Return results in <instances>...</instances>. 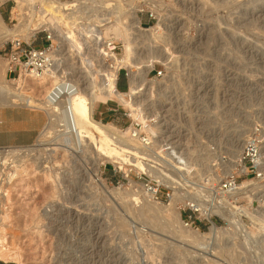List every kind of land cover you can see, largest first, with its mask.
Returning a JSON list of instances; mask_svg holds the SVG:
<instances>
[{
  "label": "rangeland",
  "instance_id": "1",
  "mask_svg": "<svg viewBox=\"0 0 264 264\" xmlns=\"http://www.w3.org/2000/svg\"><path fill=\"white\" fill-rule=\"evenodd\" d=\"M81 1L80 12L84 13L79 12L78 21L67 18L64 23L55 22L51 14L50 19L59 30L53 32L54 39L57 38L53 54L57 62L55 70L72 80L79 79L76 84L86 93L90 87L95 89L92 110L96 109L92 118L101 120L106 127L109 125L110 130L125 134L132 115L138 118L146 113L149 117L144 118L156 119L153 128L160 136L156 151L164 155L168 164L167 171L163 170L162 160L156 157L161 165L153 173L165 183L184 174L197 178L196 185L205 177L211 178L218 187L222 179L220 169L207 156L221 147L230 149L229 138L238 137L245 130L249 136L252 129L259 130L264 163V0H133L132 6L124 0ZM3 2L0 20L8 29L15 30L8 19L12 2ZM108 40L117 46L113 60L106 56L103 41ZM6 41L0 42V66H9ZM105 56L111 59L108 63ZM115 61H119V72L117 75V69L113 88L107 90L109 77L112 78L108 71L111 67L107 65ZM158 70L161 75H157ZM7 78L14 92H28L35 98L44 94V86L31 76ZM131 82L137 83L139 89V97L135 99L144 100L136 112L131 111L129 101ZM103 83L104 96L97 88V85L102 88ZM115 91L126 92L123 106L108 99L115 97L116 94L111 96ZM13 108L21 114L37 113L45 119L41 110L22 103L0 105V112ZM38 136L39 144L48 139ZM237 147L232 149L239 153L241 148ZM60 154L63 201L69 204L66 207L63 202V215L68 221L57 225V235L53 233L54 225L52 235H31V238L29 235V239L14 235L19 239L12 241L13 246L8 249L21 254V264H264V164L262 170L258 169L261 173L258 177L244 174L243 169L236 172V185L248 183L252 190L230 202L224 199L228 192L223 193V198L221 192L216 202H208L209 195L200 193L197 186L191 194L176 189L174 199L169 201L161 188L157 198H153L158 203L156 207L173 200L177 222L170 211L160 210L161 215H153L143 203L151 198L140 184L128 183L121 172L113 170V164L120 166L119 163L111 159L103 164L93 163L88 151L79 158L72 150ZM127 155V162L132 158L138 162L136 158L141 154ZM206 163L210 170L205 168ZM117 190L137 192L141 201H132L124 194L120 197L115 193ZM186 196L210 207L222 204L228 216L221 211L208 217L200 207L199 211L180 208L189 202ZM12 226L14 234L28 228L22 224ZM211 227L216 230L213 241L202 235L208 234ZM0 263L18 264L11 260Z\"/></svg>",
  "mask_w": 264,
  "mask_h": 264
},
{
  "label": "built area",
  "instance_id": "2",
  "mask_svg": "<svg viewBox=\"0 0 264 264\" xmlns=\"http://www.w3.org/2000/svg\"><path fill=\"white\" fill-rule=\"evenodd\" d=\"M8 0H5V2ZM50 0H11L12 6L9 10V23L11 27L19 26L17 35L8 39L5 44L8 49L7 77H40L54 67V51L57 46L53 41V30L51 24V13L48 9ZM3 2V3H5ZM2 3V4H3ZM1 4V5H2ZM41 35V36H39ZM108 38H104L106 40ZM105 43L106 51L115 53L116 44L112 40ZM108 63L111 59L105 57ZM119 69L117 71L118 75ZM161 75V70L157 71ZM116 78V87H118ZM155 118H149L145 124L139 120L130 119L128 136L136 139L149 148L153 141L160 140L158 133L151 128L156 124ZM258 129L246 140L241 153L240 162L244 167V174L260 176L261 138ZM156 133V134H155ZM38 140L25 145H0V227L4 238V245L13 246L14 235H52L51 225H54V235H57V225L65 222L63 215V168L61 152H57L54 159L48 157V152L38 146ZM149 159H143L150 169L160 166L156 162L155 154L150 151ZM130 158L129 155H127ZM123 168L114 166L113 170L121 172L122 177L129 183V180L143 184L146 190L157 198L161 188L166 191L169 198L174 189H182L190 192L197 186L193 177L177 176L176 180H169L164 185L159 178L154 177L151 172H144L131 163H123ZM235 174L229 176L227 181L221 183L224 190L236 185ZM205 179V180H204ZM206 178L200 181L198 189L206 194L215 190L213 184L206 183ZM194 209L192 206H186ZM199 211V210H196ZM68 221V220H67ZM28 225L19 234H14L12 225ZM59 232V231H58ZM28 235V236H25ZM21 239V237H20ZM7 242V243H6ZM5 262V261H3ZM6 264V263H3Z\"/></svg>",
  "mask_w": 264,
  "mask_h": 264
},
{
  "label": "bare ground",
  "instance_id": "3",
  "mask_svg": "<svg viewBox=\"0 0 264 264\" xmlns=\"http://www.w3.org/2000/svg\"><path fill=\"white\" fill-rule=\"evenodd\" d=\"M2 1L3 0H0V3ZM124 2H126V5H129V6L131 5L132 6V3L134 1L133 0H124ZM82 3L83 2L81 0H70V1L50 0L48 9H49L50 13L52 14L53 19L55 20V22L63 21V23H64V21L67 18L68 19L71 18L73 20L75 19L76 21H78L76 18H78L77 15L79 16L80 7H81ZM92 8H95V7L93 6ZM119 8L120 7H118V9ZM82 11H84V9ZM80 13L82 15V13H84V12H80ZM104 14H105V12H104ZM131 15H132V17H134V10H132ZM81 20H79V21H81ZM136 21H135V23H137ZM70 23H68V24H70ZM51 24H52L51 27H52L53 32H57L58 33L59 30H58L57 26L54 24L53 20H52ZM117 24H119V23H117ZM18 27L19 26H14L15 30H12L13 28L10 30L6 26H4L3 23L0 20V42H4V41H6L7 38L10 39V38L14 37L15 35H17L18 30H19ZM77 27H78V25H77ZM81 29L85 30L82 27H81ZM75 32H74L73 35L76 34ZM151 33H152V31H151ZM54 37H55V35L53 33V41L56 43L55 40L57 38L54 39ZM104 42H106V41H103V43ZM0 44H2V43H0ZM92 45L93 44H90V46H92ZM58 49H59V47H58ZM102 49H104V48H102ZM160 51H162V50H160ZM106 53H107L106 56L108 55L112 60L115 58L113 52L112 53L106 52ZM147 54H149V53H147ZM158 54H160V52ZM157 56H159V55H157ZM54 60H55V58H54ZM118 63H119V61H115L113 64L107 65L108 67H111V68H109L108 71L110 72V76H112V78L110 79V77H109V83H108V87L107 88H106V84H104V83H103L102 88H101L100 85H97L99 94L104 96L105 88L107 90H108V88L109 89L113 88L115 73H116L117 69H119L118 68L119 67ZM122 63H125V62L123 61ZM148 63H149V65L152 64V63L150 64V62H148ZM56 64H57V62L55 63L54 67H52L46 73V75H42L40 77H32L31 76L34 79V82H36L39 85H43L44 86V90H43L44 94H43V96L41 98H35L33 95L29 94L28 92H17L16 90H15V92L12 91L13 90L11 88L12 86L10 87L9 80H8V78L6 76L7 75L6 74V69L8 68V66L6 64L5 65H1L0 66V105L3 106L5 104L8 105V104H11V103H22V104H24L27 107H31V108H34V109H37V110H41L44 113L46 121H45V124L43 125L39 135L41 134L42 137L43 136L48 137V139L41 141L40 144L37 143V145L41 146L44 150H46V152H48L47 153L48 157L51 160H53L52 158L54 157V156L51 157V154L55 155L57 151L58 152L62 151V153L67 152L69 154L70 151L72 150L78 155V158H79L80 154H85L86 151H88V154L90 153L91 154V158H93L92 159L93 163L94 162L98 163L99 161H101V164H103L104 161L111 159L115 163L116 162L119 163L121 168H123L122 164L124 162L125 163H131V164L137 166L139 169L143 170L144 172H147V173L151 172V174L154 175V177L159 178V180L164 185H166V183L164 182V180H162L161 177H158L157 174L153 173V172L156 171V169H159L158 165L156 166L155 169H150L148 167V165L146 164V162L141 160V158L149 159V157H150L149 154H150V151H151V153L155 154V157H157V158L162 160V163L160 162L162 165L161 164L160 165H161V167H163V170L167 171L165 165L168 164V161H167V159L164 157V155L162 153H159L158 151H156V142L157 141L156 140L153 141V144L151 145V147L149 148V151L147 152L148 149L146 147H144L143 145H141V143H139V141H137L136 139H133L130 136H128V128L129 127L126 128L127 130L125 131V134H121V133H119L118 130H115V129L114 130L113 129L110 130L108 128L109 125H108V127H106V125L102 124L100 121L98 122V121L94 120L92 118V100L95 99V97H96V93L97 92L95 93V91H94L95 89L90 87L89 92L86 93L84 88H81L78 84H76L79 79L78 80H76V79L72 80L71 78H68L67 76H64V74L60 73L59 70L58 71L55 70ZM127 64H129V63H127ZM129 66H131V65H129ZM136 69H137V67H136ZM140 71H141V68H140ZM137 75H138V73H137ZM134 82H136V81H134ZM134 82H131L132 83V85H131L132 92L131 93L129 92L130 93V97H131V98H129L130 99L129 101L131 102L130 105H132V109H133L131 111H135L136 112V110L139 109L140 106H142V101H144V100L141 99V98L140 99L137 98L138 100L135 99V97H139V91H138L139 89L137 87V83L135 84ZM93 84L94 83H92L91 85H93ZM94 87H96V86H94ZM132 96L134 98H132ZM132 113H129V114H132ZM132 117L131 118L133 120H139L143 124H145V122L149 119V118H144V117H149L148 114H146V113L143 114L140 117L138 116V118H136L137 115L136 116L132 115ZM110 128H111V126H110ZM151 128L154 129L152 125H151ZM155 129H154V131H155ZM254 130L255 129H252V131L249 134V136L252 135V133H254ZM247 131L246 130L243 131V133L239 134L238 137L237 136H232L231 138L228 139V143L230 145V149L229 148L226 149V148H222L221 147V148H218V150L216 152H214V153L211 152L212 153L211 156H207L206 155L207 157H210V159L212 158V160L216 161V164H217L218 168L220 169V173L222 175V179L219 182L218 187L213 182V180H211V178H206L205 177L206 180H207L206 183L208 185H209L210 182H211L210 183L211 185L212 184H213V186L215 185L214 186L215 190H213V192H211L209 194V196H208L209 197V201L208 202H211V203L216 202L217 198L219 197V194H221V192H222V194L220 195L221 198L224 197L223 196L224 192H228L227 195L225 194L226 196H225L224 199L226 200V202H230L231 200L236 198L238 195L243 194V193H247L248 191L252 190V187L248 183H241L239 185H235L234 187H232V188H230L228 190H224L221 187V183L223 181L226 182L227 178L229 176H232V174L236 173L239 169H243V171L245 170L243 165L240 162V158H241V153H242V150H243V147H244V144H245V140L249 137L248 134H247ZM155 132H157V131H155ZM246 136H248V137H246ZM38 137H40V136H38ZM222 141L224 142V140H222ZM237 145H239V148L237 147L239 150L241 148L239 153L235 152L232 149V148L236 147ZM240 145L241 146L243 145V146L241 147ZM204 148H206V147H204ZM237 148H235L236 151H237ZM133 149L135 151H131ZM190 149H191V146H190ZM211 149L214 150V147H212ZM134 152L135 153H140L143 156L140 155L138 158H136L138 162H136V160H134V158L130 159L129 162H127L126 155L127 154H132ZM203 152L205 154L206 150L205 151L203 150ZM261 156H262V153H261ZM194 157H195V155H194ZM195 159H194V161H195ZM190 160H192V158ZM206 160L207 159L205 158V162H206ZM140 162L143 163V164L141 165ZM171 162L174 163L173 161H171ZM262 162L263 161H261V166H263V164H264V163L262 164ZM183 163H184V161H183ZM201 163H202V161H201ZM197 164H199V163H197ZM173 165H172V167H173ZM183 165L181 164V166H183ZM261 166H260V170H262ZM183 168H185V166ZM205 168L207 170L211 169V167L207 166V163L205 164ZM95 171L93 169V172H95ZM262 171H264V168H263ZM94 175H95V173H94ZM184 176H187V175L184 174ZM166 179H169V178L167 177ZM94 180L97 181L98 184L102 188H106L104 183L99 181L98 178H95ZM129 182L135 183V182H133L131 180H129ZM168 183H169V181H168ZM199 185H200V183L197 184V187H199ZM140 187H141V190L145 194L149 195V197L151 198V200L145 199L143 201V203L146 204L150 208V210L153 212V215H156L157 213H159L160 210H162L163 213H168L170 211V212H172L174 214L176 221L178 220V215H177L178 212L175 211V208L173 207L174 206L173 205L174 204L173 200H172L171 203H169L167 205H164L161 208L160 207H156V204H158V203L153 200L152 194L149 193L146 190V188L144 187L143 184H140ZM175 190L176 189H174L173 191H175ZM115 193L121 195L120 197H122L123 194H124L125 196H128L129 199H131L132 201H135V202L141 201V200H139V196L138 195L136 196V194H138L137 192H130L129 190L128 191L127 190H123L122 192H120L119 190H117ZM188 193H190V192H188ZM194 194H195V196L198 195V193L196 191H195ZM171 198H173V194L170 197V199ZM187 199L189 200V202H186V204L181 206L180 208H185L186 206H192L194 209L197 208L196 210H198V207H200V209L202 211L206 212L208 217H210L213 213H219L221 211H223V213H224V215L226 217L228 216L226 211H224V209L222 208V206H221L222 204L221 205L217 204L216 206H211L210 207V206H208V205H206L204 203H200L199 200L198 201L195 200V199L191 200V197L189 198V196L185 197L186 201H187ZM132 201H130V202H132ZM190 201H194L195 203L192 204ZM63 202H64L66 207H69V204L67 203V201L65 202V200H64ZM146 205H144V206H146ZM147 210H149V209H147ZM159 215H161V213H159ZM169 219H171V218H169ZM262 224H264V223H262ZM2 229H3V227L1 226L0 227V232L1 233H2ZM181 230H182V227H181ZM215 231H216L215 228L211 227L208 234L205 233V234H202V235L210 236L209 240L213 241L214 239L212 237L215 236V234H214ZM181 232H183V230ZM189 235H191V234H189ZM197 235H198V233H197ZM16 248H17V246H16ZM0 260H3V261H10L11 260V261H16L18 264H21V254L18 251H16V250H13V251L9 250L8 246L6 248V246L4 245L3 235H0Z\"/></svg>",
  "mask_w": 264,
  "mask_h": 264
},
{
  "label": "crops",
  "instance_id": "4",
  "mask_svg": "<svg viewBox=\"0 0 264 264\" xmlns=\"http://www.w3.org/2000/svg\"><path fill=\"white\" fill-rule=\"evenodd\" d=\"M108 97L115 105H122L126 98V92L111 93ZM108 101H104L106 104ZM96 107L93 108L95 110ZM92 113L94 114V111ZM18 109H6L0 112V145H25L32 143L39 135L45 121L39 114L26 112L21 114ZM102 123L101 120H98Z\"/></svg>",
  "mask_w": 264,
  "mask_h": 264
},
{
  "label": "trees",
  "instance_id": "5",
  "mask_svg": "<svg viewBox=\"0 0 264 264\" xmlns=\"http://www.w3.org/2000/svg\"><path fill=\"white\" fill-rule=\"evenodd\" d=\"M1 264V263H0Z\"/></svg>",
  "mask_w": 264,
  "mask_h": 264
}]
</instances>
